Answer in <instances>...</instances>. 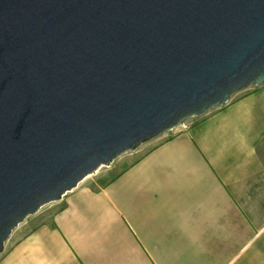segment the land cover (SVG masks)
<instances>
[{
    "label": "water",
    "instance_id": "1",
    "mask_svg": "<svg viewBox=\"0 0 264 264\" xmlns=\"http://www.w3.org/2000/svg\"><path fill=\"white\" fill-rule=\"evenodd\" d=\"M264 86V0H0V254L88 176Z\"/></svg>",
    "mask_w": 264,
    "mask_h": 264
},
{
    "label": "crops",
    "instance_id": "2",
    "mask_svg": "<svg viewBox=\"0 0 264 264\" xmlns=\"http://www.w3.org/2000/svg\"><path fill=\"white\" fill-rule=\"evenodd\" d=\"M196 119L0 264H264V86Z\"/></svg>",
    "mask_w": 264,
    "mask_h": 264
},
{
    "label": "rangeland",
    "instance_id": "3",
    "mask_svg": "<svg viewBox=\"0 0 264 264\" xmlns=\"http://www.w3.org/2000/svg\"><path fill=\"white\" fill-rule=\"evenodd\" d=\"M237 95H235L233 99H235ZM195 120L197 119L195 118V119H191L187 121L185 123V128L179 127L178 129L183 130V129L189 128L193 124V122H195ZM178 129L166 134L165 136L155 141L142 145L136 151H131V152H127L123 154L110 166H103L99 168L94 174L88 176L83 182L79 184V186L75 190L67 193L62 198L61 201L54 202V203H51V204H48L42 207L37 214L27 218V220L23 224H21L17 229L13 231L11 237L5 244V249L3 253L0 254V259L11 249V247L19 239L24 237L26 234L36 229L37 227L52 224L54 217L59 212V210L63 207L65 203V199L70 194H72L73 192L79 189H93V190L102 189L103 187L108 185L110 182H112L114 179H116L123 171H125L130 166H132L133 164L138 162L140 159H142L144 156H146L155 147L156 144L172 137L174 132H176ZM261 152H262V156L264 159V145L262 147Z\"/></svg>",
    "mask_w": 264,
    "mask_h": 264
},
{
    "label": "built area",
    "instance_id": "4",
    "mask_svg": "<svg viewBox=\"0 0 264 264\" xmlns=\"http://www.w3.org/2000/svg\"><path fill=\"white\" fill-rule=\"evenodd\" d=\"M181 127L185 128V124H184V125H182Z\"/></svg>",
    "mask_w": 264,
    "mask_h": 264
}]
</instances>
